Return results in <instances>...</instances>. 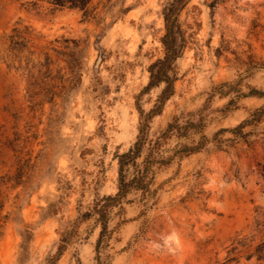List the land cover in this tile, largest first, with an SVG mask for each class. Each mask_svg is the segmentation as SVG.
<instances>
[{
  "label": "rangeland",
  "instance_id": "374dc122",
  "mask_svg": "<svg viewBox=\"0 0 264 264\" xmlns=\"http://www.w3.org/2000/svg\"><path fill=\"white\" fill-rule=\"evenodd\" d=\"M47 1L0 0V264H47L71 232L55 264H97L93 209L117 192L114 156L135 143L138 108L154 109L164 88L143 91L165 55L171 0H92L86 18L50 12ZM177 25L174 94L149 120L148 139L174 121L203 117V128L160 141L172 161L153 167V196L132 191L109 209L100 261L264 264L247 259L264 222V117L230 132L264 101L242 98L225 113L234 93L208 100L223 83L264 90V0H188ZM14 28L31 33L20 53L9 49ZM201 136L198 152L173 156Z\"/></svg>",
  "mask_w": 264,
  "mask_h": 264
},
{
  "label": "trees",
  "instance_id": "16d2710c",
  "mask_svg": "<svg viewBox=\"0 0 264 264\" xmlns=\"http://www.w3.org/2000/svg\"><path fill=\"white\" fill-rule=\"evenodd\" d=\"M92 0H48L46 3L50 6V12L62 9L78 10L82 12L84 18L89 16L90 4ZM188 0H171V3L163 10V22L165 34L162 39V44L165 50V55L162 60H158L150 66V81L144 88V92L149 91L151 88L160 84L164 85L161 95L158 99V104L154 109L148 113H144L143 110L138 108L139 114V127L138 136L127 152L122 154L116 153L114 159L117 161V192L114 196H106L99 200L93 209V214L97 217V222L100 227V231L95 243V261L97 264H102L100 261V250L107 246V242L110 238V231L108 230V211L111 208L119 206L121 201L125 199L127 194L132 191L140 192L142 196L151 197L155 194L153 189L154 185V166H167L172 161V158H164L162 151L160 150V141L167 139L171 135H176L178 139H186L189 136V132L192 130L195 133H199L203 128V117H200L197 124L191 121H187L184 125H179L177 121L172 124H168L166 130L157 137L154 141L148 139L149 120L161 113L165 102L174 94V78L171 76L172 66L175 60L178 58L179 50L177 47V17L180 10L187 4ZM31 4V3H30ZM22 6L24 4H21ZM37 9L36 4H32ZM31 33L24 29L18 30L14 28L12 34L9 36V49L11 52L20 53L22 49H27V45L30 42ZM47 60V57H46ZM77 66V65H76ZM239 83H223L219 86H215L210 94L209 101L215 95L221 97L227 96L230 92L234 93L228 102L221 108V112H230L237 109V104L242 98H257L264 101V90L259 91L253 88H248L246 94H242L239 90ZM226 90V91H224ZM224 91V92H223ZM264 117V104L254 109L251 112V118L245 120L236 126L230 132L236 137L241 134V130L244 126L251 123H257ZM219 132H229L228 130H220ZM218 132V133H219ZM215 134V137L218 135ZM203 142H207L204 136H201L200 141L194 147L183 146L174 152V157L182 158L185 155H189L198 152L202 148ZM146 149V154L142 157V152ZM142 158L141 162H138ZM3 205L0 202V211ZM2 228L0 223V229ZM256 235H260L261 239L255 246L251 255L247 256L255 257L258 262L264 263V222L257 221L255 223ZM29 235V232L26 231ZM71 234H64L60 240L61 245L57 249L54 256L47 260V264H55L59 259L66 245L69 242ZM253 240H251L252 242ZM234 261V258H226L221 263L216 264H230Z\"/></svg>",
  "mask_w": 264,
  "mask_h": 264
}]
</instances>
